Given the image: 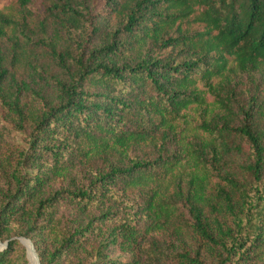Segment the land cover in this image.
I'll use <instances>...</instances> for the list:
<instances>
[{
  "label": "trees",
  "instance_id": "16d2710c",
  "mask_svg": "<svg viewBox=\"0 0 264 264\" xmlns=\"http://www.w3.org/2000/svg\"><path fill=\"white\" fill-rule=\"evenodd\" d=\"M0 8V264H264V0Z\"/></svg>",
  "mask_w": 264,
  "mask_h": 264
},
{
  "label": "rangeland",
  "instance_id": "374dc122",
  "mask_svg": "<svg viewBox=\"0 0 264 264\" xmlns=\"http://www.w3.org/2000/svg\"><path fill=\"white\" fill-rule=\"evenodd\" d=\"M9 1L12 2L13 0H0V8L3 7L4 5H6L7 3H9ZM30 7L36 13L42 12L44 7H45V0H32V3L30 4ZM21 240H22V242L24 240L23 243L27 247V256H28L29 264H35V261L32 260L31 252H30V250L28 248V245H27V242H30L32 246H33L34 243L32 244V241L29 238H24L23 237V238H21ZM1 242L4 243V241H2V240H1ZM33 250H34V247H33ZM33 250H32V252H33ZM34 255H35V258H36V261H37L36 263L39 264V260L37 258L36 253H34Z\"/></svg>",
  "mask_w": 264,
  "mask_h": 264
},
{
  "label": "bare ground",
  "instance_id": "6f19581e",
  "mask_svg": "<svg viewBox=\"0 0 264 264\" xmlns=\"http://www.w3.org/2000/svg\"><path fill=\"white\" fill-rule=\"evenodd\" d=\"M27 245H28V248H29V250H30V252H31L32 260L35 261V264H37V263H36L37 261H36L35 255H34L35 251L33 250V246L31 245L30 242H27ZM32 250H33L34 253L32 252Z\"/></svg>",
  "mask_w": 264,
  "mask_h": 264
},
{
  "label": "water",
  "instance_id": "95a60500",
  "mask_svg": "<svg viewBox=\"0 0 264 264\" xmlns=\"http://www.w3.org/2000/svg\"><path fill=\"white\" fill-rule=\"evenodd\" d=\"M7 242H8V241H6V242L2 243V242H1V240H0V247H3L4 245H6V244H7ZM23 242H24V240H23ZM32 244H33V242H32ZM33 247H34V251H35V253H36V255H37V252H36V249H35V246H34V244H33ZM37 258H38V255H37ZM38 260H39V258H38ZM39 264H40V260H39Z\"/></svg>",
  "mask_w": 264,
  "mask_h": 264
}]
</instances>
